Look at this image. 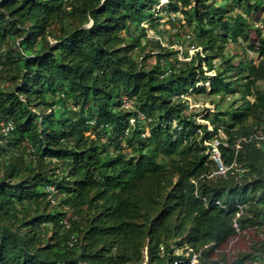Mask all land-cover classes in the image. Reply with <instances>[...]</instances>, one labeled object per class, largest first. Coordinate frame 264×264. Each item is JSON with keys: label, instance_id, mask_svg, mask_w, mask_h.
Masks as SVG:
<instances>
[{"label": "trees", "instance_id": "trees-1", "mask_svg": "<svg viewBox=\"0 0 264 264\" xmlns=\"http://www.w3.org/2000/svg\"><path fill=\"white\" fill-rule=\"evenodd\" d=\"M259 13L264 0H0V123L15 124L0 128V264H264ZM165 15L202 53L148 38ZM232 43L257 57L234 64ZM187 94L211 99L212 130ZM247 232L249 252L215 259Z\"/></svg>", "mask_w": 264, "mask_h": 264}, {"label": "rangeland", "instance_id": "rangeland-1", "mask_svg": "<svg viewBox=\"0 0 264 264\" xmlns=\"http://www.w3.org/2000/svg\"><path fill=\"white\" fill-rule=\"evenodd\" d=\"M163 3L168 2V0H162ZM259 13L257 16L260 17L261 22H263L264 20V13L261 14ZM167 15H165V19L162 21V23H164L161 26V30L164 33L161 37H157L158 35L155 34L153 31L149 30L148 28V24L144 23L143 26H145L146 28H148V38L152 39V40H161L162 44L168 48V49H172L174 51H178L179 52V57L184 58L185 57V53L189 52V50H192L191 44L193 43H187L186 41H184V39L182 38V35H186L187 32V28L185 27H181V23L179 22H175V24H172L168 21V18L166 17ZM185 22H183L184 24ZM180 38H179V37ZM253 38L257 39L255 33H253ZM178 39L180 42H178ZM171 42H174V45L171 46ZM182 42V43H181ZM202 52V51H201ZM226 53L231 56L233 58V62L234 64H238L241 61H250L251 59H255L257 56L256 54L246 45L242 44V43H238V44H230L228 47V50L226 51ZM151 63L155 62V58L150 59ZM216 64H219V61H216ZM215 73H209V75H214ZM0 86H4L7 87L8 83L7 82H1L0 81ZM189 99V103H191V107H193L191 109V111L195 110V112H197L199 115L197 116V120L200 123H205V120L203 119V116L206 115L205 111L206 109H211L214 108V105L211 104V99L207 98L206 96H188ZM204 111V112H203ZM203 112V113H202ZM203 114V115H202ZM259 232H247V234L244 235H239L237 238L232 239L226 246H224L222 249L218 250V256H215V259H220L221 256L226 257L228 263H232L233 260H235L237 258L238 254L241 253H245V252H249L251 250L252 245L254 244L253 241L255 239H258L260 237ZM182 251H179V253H181ZM197 264V263H196Z\"/></svg>", "mask_w": 264, "mask_h": 264}, {"label": "built area", "instance_id": "built-area-1", "mask_svg": "<svg viewBox=\"0 0 264 264\" xmlns=\"http://www.w3.org/2000/svg\"><path fill=\"white\" fill-rule=\"evenodd\" d=\"M188 37H190V36H188ZM191 47H192V50H189V54L191 56H193L195 54V52H197V51H199V52L202 51L201 48H195L194 46H191ZM179 59L181 61H184V60L189 61L190 60L189 58L186 59V58H181V57H179ZM205 86L207 88H210V83H206ZM188 96H190V95H188V94L187 95H183L182 98L189 102L190 98ZM189 106H190L191 109L193 108V107H191V103H189ZM123 107L126 108V109L132 108V102L127 100V99H125ZM214 110H215V107L210 109V111H212V112H214ZM139 119L144 121L145 117L142 114H140L139 115ZM131 123H134V121H131ZM205 123L208 125V128L210 130H212V126L210 125V123L209 122H205ZM0 128H1V133L4 134V135H7L10 132L14 131L15 124L12 121H9L7 123L1 122L0 123ZM221 139H222V137H220V138L217 137L215 140L211 141V143L206 142V145L211 146V148H212L211 149L212 158L218 165V169L215 172V174L216 175L225 176L232 167L225 166L222 163V161H221V153H220ZM251 140H255V141L259 142V144L264 145V131H261L258 134L254 135L251 138ZM224 145L227 146V144H224ZM237 148L238 149L240 148L239 144L237 145ZM51 191L54 192L55 190L51 189ZM198 258H199V254H197L196 252H193L192 258H191V264H196L198 262ZM176 264H178V263H176Z\"/></svg>", "mask_w": 264, "mask_h": 264}]
</instances>
